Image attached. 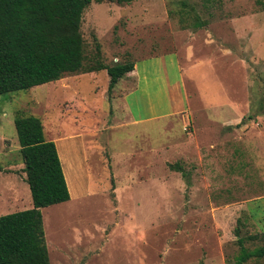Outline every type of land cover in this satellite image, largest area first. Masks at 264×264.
Segmentation results:
<instances>
[{"label": "rangeland", "instance_id": "rangeland-1", "mask_svg": "<svg viewBox=\"0 0 264 264\" xmlns=\"http://www.w3.org/2000/svg\"><path fill=\"white\" fill-rule=\"evenodd\" d=\"M82 31L91 59L99 44L148 81L109 91L101 70L0 95V216L33 207L15 118L35 115L72 159L70 200L42 209L51 264H234L239 239L264 247V0H93ZM162 59L172 80L171 59H211L186 68L188 104ZM148 101L183 112L135 123Z\"/></svg>", "mask_w": 264, "mask_h": 264}, {"label": "trees", "instance_id": "trees-1", "mask_svg": "<svg viewBox=\"0 0 264 264\" xmlns=\"http://www.w3.org/2000/svg\"><path fill=\"white\" fill-rule=\"evenodd\" d=\"M114 1L123 5L135 0ZM92 2L0 0V95L101 70L108 72L112 91L134 70V62L107 64L99 44L92 59L87 54L82 22ZM15 125L33 207L0 216V264H51L42 209L70 200L69 186L57 145L47 139L42 120L18 116ZM238 241L241 254L234 264L264 255V247L250 251Z\"/></svg>", "mask_w": 264, "mask_h": 264}, {"label": "crops", "instance_id": "crops-1", "mask_svg": "<svg viewBox=\"0 0 264 264\" xmlns=\"http://www.w3.org/2000/svg\"><path fill=\"white\" fill-rule=\"evenodd\" d=\"M209 61H211V59H203L201 61L199 60V61L193 63L192 60H191V61H187V63L183 64V63H181V59H171V63L170 64H172V66H175V69H176L175 70L176 71V76L174 77V80H172V78L170 76V69H169L170 66L168 65L167 59H162V62L159 63L158 66H157V67H159V69H162V75H161L162 79H163L162 80V85L166 86V87H170L172 85L175 86L176 89H179L181 91V93L184 96V100H185L186 104H188L189 103V101H188L189 98H188V95L185 92V88H184L185 70H186V68L199 67L200 63L207 64ZM149 67H150L149 65L144 66L143 70H144L145 74L143 76L142 71H140L141 68H140V64H139L138 66H136V68L133 70V72H130L127 75H125L123 78H121L119 80V82L116 84V86L117 85L122 86V87L126 86L127 88H129L130 84L133 85L134 81L132 79L130 80V78L132 76L131 74H135V76L137 77V81H139V83H141L142 78H144L146 80V82H147L148 78H149V76L147 75ZM209 71H210V69H209ZM116 86L114 88H116ZM134 88H135V86H133L131 90H133ZM119 90H120V87H119ZM128 95H129V92H124L123 95H117L114 99L117 100V99L121 98V99L125 100L126 96H128ZM125 106H127V108H128V104H126ZM147 109H149L150 112H152L154 114H151V115H148V116H145V117L142 116L141 118L136 119V120L133 119L135 123H141V122H144V121L153 120V119H159V118H162V117H169V116L177 115V114H180V113L183 112V108H181V106L176 108L175 106L172 105L170 107V111H167L165 113L164 112L163 113H159V114L155 113L154 112L155 105H154V103L152 101H148ZM67 137L68 136L66 134L65 138H67ZM71 137L73 138V135ZM57 148H58V146H57ZM60 158H61V161H62L63 156L61 155ZM62 165H63V169H64V163L63 162H62ZM64 173L67 174V171H65V169H64Z\"/></svg>", "mask_w": 264, "mask_h": 264}, {"label": "bare ground", "instance_id": "bare-ground-1", "mask_svg": "<svg viewBox=\"0 0 264 264\" xmlns=\"http://www.w3.org/2000/svg\"><path fill=\"white\" fill-rule=\"evenodd\" d=\"M62 156H63V158H64V160L66 161V162H71L72 161V159H71V156H70V151H69V149L67 148V146L65 145V144H63V154H62ZM69 166H70V168H71V165H70V163H69ZM70 176H71V174H70ZM73 184H74V182H73ZM74 186V185H73Z\"/></svg>", "mask_w": 264, "mask_h": 264}]
</instances>
